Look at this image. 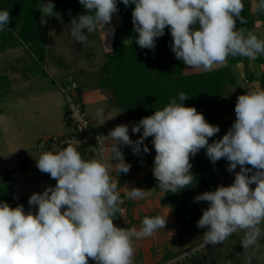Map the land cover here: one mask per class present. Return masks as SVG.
Wrapping results in <instances>:
<instances>
[{
	"label": "clouds",
	"instance_id": "9594fccd",
	"mask_svg": "<svg viewBox=\"0 0 264 264\" xmlns=\"http://www.w3.org/2000/svg\"><path fill=\"white\" fill-rule=\"evenodd\" d=\"M83 14L71 18L68 25L77 43H86L87 33L105 29L119 9L117 0H79ZM132 10L136 43L154 50L156 39L169 27L171 51L189 68L211 71L225 65L229 56L255 60L264 55V39L237 27L244 23L243 0H122ZM52 0L42 3L41 23L54 16ZM264 13V0L255 5ZM11 22L8 10L0 11V31ZM114 29H109L111 34ZM177 99L143 117L132 126V133L142 134L137 140L129 135V126L117 125L107 135H97L101 158L84 159L73 142L66 147L45 150L36 159L41 173L57 181L42 193H33L28 204L38 210L25 211L22 204L11 207L0 201V264H133L134 239L153 235L166 226L160 215L144 217L139 230L114 224L123 203L118 181L110 174L112 161L118 173L127 174L131 165L125 162L121 146L134 155L149 152L144 140L152 137L155 149L153 176L162 191L177 193L195 179L190 159L206 149L215 164L221 158L229 163L227 171L235 172L232 184L219 185L196 197L195 202H208L197 221L206 245L223 243L234 233L243 232L241 246L247 250L259 247L264 238V88H252L239 95L235 104L236 119L221 139L209 143L220 129L206 121L195 107L182 103L189 99L184 92ZM98 124L106 121L103 109H97ZM106 141H111L106 147ZM79 142V141H77ZM108 153L109 155H104ZM250 166V167H248ZM255 185V188L250 187ZM127 189V188H126ZM142 188L127 189L129 200L143 199ZM251 264V259L247 261Z\"/></svg>",
	"mask_w": 264,
	"mask_h": 264
},
{
	"label": "rangeland",
	"instance_id": "374dc122",
	"mask_svg": "<svg viewBox=\"0 0 264 264\" xmlns=\"http://www.w3.org/2000/svg\"><path fill=\"white\" fill-rule=\"evenodd\" d=\"M253 1L255 2V0ZM255 5L256 3L253 4V7H255ZM54 12V16L45 17L46 23L43 26L42 34L48 38L49 51L47 53H50V56L47 62L50 66H54L56 72H58L57 74H59L58 76L66 77L68 73H71L70 75L74 77L75 80L79 81L83 71H89L91 67L93 72L96 67L94 64L96 62L99 63L101 60L99 54L105 47L104 40L106 41V39H108L110 42L112 39L113 46H116L118 44L117 37H124L123 30L120 32V35H116L120 29L115 28H113L114 31L111 34L103 35L101 33V38L95 40L93 43L96 48L95 55L92 57L94 63L91 61L92 59L88 60L81 58L77 60L73 55V38L70 35V29L68 27L71 23V18L75 17V15L58 6L54 7ZM251 12L253 13L254 9H252ZM105 30L108 31L109 29L105 28ZM261 39H264V30L262 31ZM22 56H25V54ZM3 60L8 62L7 57ZM27 61L28 60H26V62ZM263 63L264 62H261L258 58L256 67L258 68ZM260 68H262V65ZM2 72L3 71H0V73ZM92 78L98 82L97 75H93ZM217 78L218 83L214 82L211 84V89L215 90L219 85L220 90V88L224 86V78L216 77V79ZM6 83V77H0V86H4ZM82 84V88L84 87L85 90L87 88V82H83ZM227 88L226 84L225 90ZM16 95H14V97H3L0 94V201H7L11 207L22 204L25 211L31 210L35 212L38 210V206H32L30 209L28 204L30 196L33 193H42L47 186L51 185L54 187L57 183L56 180L52 179L50 175L46 173L44 178L40 179V171L36 166V159H38L45 150H52L53 148H40L39 141L41 138H48L52 135L60 134L59 131L62 130L65 125L71 128L72 122L67 116L66 102L62 92L61 94L53 95L56 99L55 102L52 100L49 109L43 104V99L40 98V96L21 95L19 97ZM126 111L127 110H125V112ZM129 114L131 113L129 112ZM230 115L232 114L226 113L223 116L218 115L217 118H214L216 126L219 127L222 135L219 137H211L212 139H209V143L221 139L223 135L227 133L234 123ZM38 135L41 136L40 139L35 140ZM135 136L137 138L140 137L136 134ZM149 139L150 137L146 138L144 144L148 145V141L146 140ZM56 147L62 148L59 146ZM152 147L153 144L148 145L149 152L146 153V157L152 156L148 160L153 168L155 154H152ZM78 149L83 155L84 152L80 150L82 148ZM190 163L192 164L190 171L195 179L192 184L186 187L187 189H185V191L188 196H190L189 198L193 200L194 197L206 191L215 190L219 185L228 186L232 184L235 178V172H238V170L232 173L228 172L227 166L229 162L224 158H221L213 164L206 156V149H201L195 157L190 159ZM8 170H11L10 173L7 172ZM12 182L16 183V187L13 191L14 193H12L10 188ZM190 190H192L194 194H192ZM13 198L15 199L12 200ZM201 203H203L201 206L202 208L208 207V202L201 201ZM201 203L199 202V204ZM118 214L119 212L116 213V216ZM138 223L141 225L142 222L140 220L139 222L138 220L132 221V227L138 226ZM262 230H264V225H262ZM243 236V232L234 233L223 243L216 246L206 245L205 242L199 244L200 242L195 240V243L188 245L182 250L166 253V259L164 258L161 260L160 258L161 263H158L160 261L157 263L247 264L250 258L251 264H264V238L260 240L258 248L253 247L245 250L241 246ZM189 251L190 253H187ZM89 262L95 264L91 259H89Z\"/></svg>",
	"mask_w": 264,
	"mask_h": 264
},
{
	"label": "crops",
	"instance_id": "0c3cea01",
	"mask_svg": "<svg viewBox=\"0 0 264 264\" xmlns=\"http://www.w3.org/2000/svg\"><path fill=\"white\" fill-rule=\"evenodd\" d=\"M257 3L251 0L252 9L256 11V7H253V4ZM107 29H120L116 35H120V32L124 28V21L118 15L114 14L111 24L106 25ZM100 33L103 35L108 34V31L105 29H99ZM264 30V23L260 20L255 22L254 28L251 30L254 34L261 39L262 31ZM105 33V34H104ZM101 34V35H102ZM118 44L113 46L112 39L109 42L108 39L104 40V51H111L117 46L123 44H128L130 38L124 35V37H117ZM22 51V52H21ZM25 56H22L24 55ZM46 53L43 58H40L34 54L31 49L26 45H15L8 46L4 51L0 52V77H6L7 83L4 86H0V94L3 97H14L21 95H36L40 96L43 99V104L46 105L47 109L52 104V100L55 102L56 97H53L54 94H61V86H63L71 76V73H68L66 77L58 76L53 65L48 64L47 59L50 56V53ZM7 55V56H6ZM8 58V62L3 59ZM264 62V55H259L255 60H250L241 56H229L225 65L223 66H214L211 71H216L219 69H230L231 75H225L224 86L218 90V94L214 96L210 101H205L201 106H199V113H202L207 122L210 124L216 125L214 118H217L218 115L223 116L226 113L230 115L235 121V104L237 97L239 95L245 94L246 90L252 88H264V63L257 68V60ZM26 60H28L26 62ZM91 68L87 72L88 77L81 76L78 81L81 86V99L84 106L89 114V117L98 124V117L96 115L97 109H103V117L106 120L103 126H108L113 129L117 125L125 124L129 126V135L132 140H137L138 138L135 134L132 133V126L140 121V117L133 116L129 112H125L114 99L110 98L104 90L100 87L99 83L96 82L93 76H91ZM202 69L189 68L182 62V74H200L205 72ZM91 82H90V81ZM87 82V88L84 90L82 88V83ZM227 84V89L225 86ZM224 88V89H222ZM1 113V112H0ZM229 116V115H228ZM69 126H64L59 133H66L70 131ZM141 133H136L140 136ZM41 135V134H40ZM40 135L36 136L35 140L40 139ZM222 133L219 131L214 136H220ZM44 137V136H42ZM42 139V138H41ZM152 137L148 141V145L152 144ZM209 139H212L211 137ZM111 141L106 142V147H110ZM147 145V146H148ZM53 148V147H52ZM79 150V149H78ZM83 151L84 159L92 158H101L102 153L98 148L93 146H88L80 149ZM121 150L124 153V159L126 163L131 165L130 171L125 173H118L116 168V162L112 161V168L109 170L113 179H118V191L120 194L126 197L127 189L142 188L145 190V196L143 199L129 200L127 203V214L131 219V224L129 228H132V221L139 220L142 222L144 217H153L160 215L166 218V226L161 228L153 233V235L135 240L133 246L135 248V255L133 258V264H158L161 263L162 259H166V253L171 251L182 250L188 245L195 243V237L191 234L189 228H184L177 223L176 215L171 207L170 201L166 196L164 191L158 190L150 181L147 180V175L153 169L149 164L148 157L146 154L137 156L134 155L131 151V148L128 146H121ZM152 153L155 152V149L151 148ZM104 155H109L105 153ZM86 157V158H85ZM250 167V166H248ZM239 171V166L236 171ZM11 170L7 172L10 173ZM45 173H39L40 179L44 178ZM16 183L12 182L10 187L12 193H14V188ZM250 187L255 188V185ZM120 188V189H119ZM127 188V189H126ZM13 198L12 200H14ZM120 207V206H119ZM119 214L114 217V223L123 220V214L121 210L118 211ZM141 225L134 226L138 230ZM161 258V260H160ZM160 261V262H158ZM94 262V261H93ZM158 262V263H157ZM89 264H91L89 262ZM166 264V263H165Z\"/></svg>",
	"mask_w": 264,
	"mask_h": 264
},
{
	"label": "trees",
	"instance_id": "16d2710c",
	"mask_svg": "<svg viewBox=\"0 0 264 264\" xmlns=\"http://www.w3.org/2000/svg\"><path fill=\"white\" fill-rule=\"evenodd\" d=\"M46 1L48 0H0V11L8 10L11 14L9 26L0 31V52L8 46L26 45L36 56L43 58L49 51L48 38L42 34L45 23H41L40 12L42 3ZM52 2L75 16L85 12L79 0H52ZM243 4L241 16L244 18V23L237 21L238 28L243 27L251 31L257 20L264 23V13L257 10L251 12L250 0H243ZM117 5L119 9L117 14L124 21L123 35L130 38V42L111 51H101L99 54L101 60L94 64L96 66L94 71H90L91 76L97 75V81L106 95L118 102V105L131 115L143 118L154 114L155 110H162L173 98L180 102L178 97L181 92L189 96V99L182 102L184 106L195 107L197 110L200 109L199 104L201 106L218 94L219 85L215 90L211 89L210 85L214 82L218 83L216 77L231 75L230 69L182 74V61L171 51L170 26L165 28L162 37L156 39L154 50L141 48L135 40L138 34L133 31L134 5L125 6L122 0H117ZM85 34L86 43H77L72 39L73 55L77 60L81 58L91 60L96 51L93 43L101 38L99 29L90 34L85 30ZM91 61L94 63V59ZM87 72L83 71L81 76L88 77ZM78 91L81 93L80 83ZM152 170L147 175V180L161 190ZM185 189L187 188L177 193L164 192L176 215L178 225L189 228L196 241L201 244L205 242L203 232L207 229H200L196 225L202 210L206 208L201 207L203 203L199 204L189 198ZM190 192L194 194L192 190Z\"/></svg>",
	"mask_w": 264,
	"mask_h": 264
},
{
	"label": "built area",
	"instance_id": "2783aa9c",
	"mask_svg": "<svg viewBox=\"0 0 264 264\" xmlns=\"http://www.w3.org/2000/svg\"><path fill=\"white\" fill-rule=\"evenodd\" d=\"M48 1L45 2V4ZM79 83L73 77H69L65 84L61 86V91L64 95L66 102L67 116L72 122L70 131L66 133H60L52 135L48 138H42L39 141L40 148L53 147L54 145L59 147H66L68 141L73 142L77 148L93 146L99 148L97 144V135H107L112 130L108 126H101L96 124L90 117L83 104L80 93L78 91ZM79 141V142H77ZM107 142V141H106ZM118 181V179H114ZM119 185V181H118ZM123 198V203L120 206L121 213L123 214V220L114 223L118 227L129 228L131 219L127 214V202L128 199L120 194ZM187 253H190L187 252ZM167 264V263H166Z\"/></svg>",
	"mask_w": 264,
	"mask_h": 264
}]
</instances>
